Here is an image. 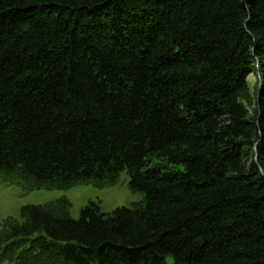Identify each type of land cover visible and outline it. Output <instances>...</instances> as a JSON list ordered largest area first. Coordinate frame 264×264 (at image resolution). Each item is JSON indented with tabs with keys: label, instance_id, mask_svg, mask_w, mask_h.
<instances>
[{
	"label": "trees",
	"instance_id": "1",
	"mask_svg": "<svg viewBox=\"0 0 264 264\" xmlns=\"http://www.w3.org/2000/svg\"><path fill=\"white\" fill-rule=\"evenodd\" d=\"M123 171L139 204L25 205L0 264H264V0H0V178Z\"/></svg>",
	"mask_w": 264,
	"mask_h": 264
},
{
	"label": "rangeland",
	"instance_id": "2",
	"mask_svg": "<svg viewBox=\"0 0 264 264\" xmlns=\"http://www.w3.org/2000/svg\"><path fill=\"white\" fill-rule=\"evenodd\" d=\"M247 81L248 92L245 94V104L252 112L258 102V88H260L261 82L259 77L254 74H250ZM128 180L127 172L123 171L115 183L102 188L75 184L66 190L27 191L22 189L15 180L0 178V222L6 217L20 220V209L25 205H41L60 198L69 201V216L74 220L78 219L80 209L89 202L96 203L102 213H111L121 207L130 208L139 204L144 199V195L140 192L130 191Z\"/></svg>",
	"mask_w": 264,
	"mask_h": 264
}]
</instances>
